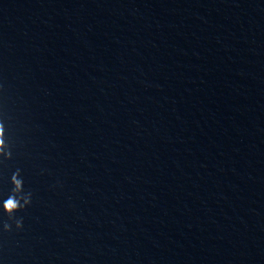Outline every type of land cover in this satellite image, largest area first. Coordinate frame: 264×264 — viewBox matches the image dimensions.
Wrapping results in <instances>:
<instances>
[{
    "label": "clouds",
    "instance_id": "clouds-1",
    "mask_svg": "<svg viewBox=\"0 0 264 264\" xmlns=\"http://www.w3.org/2000/svg\"><path fill=\"white\" fill-rule=\"evenodd\" d=\"M4 127L3 124L0 123V153L3 152L4 149ZM12 183L14 185L15 193H20L23 190V181L19 178V174H14L12 177ZM21 200L23 203H21ZM31 202V195L28 194L24 197L18 198L16 195L9 196V198L4 202L3 207L9 213L12 214L19 208L29 204ZM22 221H17V227L21 226ZM7 227V226H6Z\"/></svg>",
    "mask_w": 264,
    "mask_h": 264
}]
</instances>
